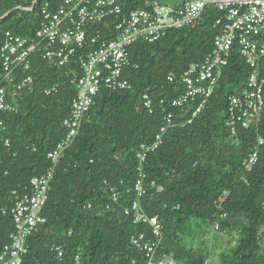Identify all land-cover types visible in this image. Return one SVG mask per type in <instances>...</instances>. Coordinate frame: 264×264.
I'll return each instance as SVG.
<instances>
[{
  "label": "trees",
  "instance_id": "trees-1",
  "mask_svg": "<svg viewBox=\"0 0 264 264\" xmlns=\"http://www.w3.org/2000/svg\"><path fill=\"white\" fill-rule=\"evenodd\" d=\"M34 1L28 0L29 5ZM45 1L39 0L34 12H24L16 10L24 6V0H0V48L7 30L24 37L37 33V10ZM222 17L209 8L197 25L131 48L138 68L127 70L125 77L132 90L99 95L75 145L57 166L43 211L46 223L30 238L23 264H77L79 255L80 264H145L144 254L131 246L130 237L150 235L149 230L125 216L136 199L132 190L137 153L142 146L153 144L166 114L174 112L183 122L198 107L196 103L174 111L171 102L183 92L181 76L192 65L206 61L219 34L215 22ZM32 61L34 69L41 67L33 91L18 93L19 113L5 117V138L10 139L11 148L0 142V251L14 232L10 215L4 214L14 205L13 193H29L31 180L52 166L48 155L67 135L64 121L77 95L65 78L67 70L49 69L39 54ZM170 75L178 81L170 84ZM249 75L250 68L236 46L199 118L171 129L144 165L148 183H155L144 207L150 216L159 215L163 221V251L182 263H206L209 250L196 249L204 232L200 225H210L216 216L227 214L220 220V234L237 233L239 238L229 253L221 255L219 264H264V147L258 168L246 174L243 164L258 135L239 130L231 138L226 128L229 98L240 92ZM21 78L15 79V86ZM57 82L62 84L59 93L45 96V89ZM12 91L17 93L14 87ZM146 94L153 101L152 112L144 106ZM259 134L264 138V116ZM112 188L119 193L117 203L111 200ZM89 204L92 209L87 208ZM54 246L63 247V259Z\"/></svg>",
  "mask_w": 264,
  "mask_h": 264
},
{
  "label": "built area",
  "instance_id": "built-area-1",
  "mask_svg": "<svg viewBox=\"0 0 264 264\" xmlns=\"http://www.w3.org/2000/svg\"><path fill=\"white\" fill-rule=\"evenodd\" d=\"M38 1L30 6L28 0H24V6L16 10L34 12ZM138 1L46 0L38 6L40 28L35 35L24 37L11 30L4 32L0 48V142L5 148H11L10 139L5 138V117L19 113L18 93L33 91L35 74L41 69L40 66L34 69L35 54L41 55L49 69L67 70L65 78L76 89L77 95L72 102L71 114L64 121L67 135L48 155L52 166L44 175L31 180L29 193L19 195L14 192V205L9 212H4L10 215L14 232L10 242L0 251V264L24 263L30 238L46 223L43 211L57 166L75 145L99 95L103 91L132 90V84L125 77L127 70L138 68L132 59L131 48L138 42H159L170 31L197 25L209 8L223 14L215 22L219 34L206 61L192 65L181 76L179 83L183 92L171 102L174 111L196 103L199 105L183 122L174 112L166 114L153 144L142 146L137 153L139 165L132 190L136 199L125 216L136 226H146L150 235H132L131 246L144 254L145 264H186L178 261L174 254L163 251V221L159 215L150 216L144 207V201L155 189L154 182L148 183L144 165L148 155L162 146L171 129L190 125L199 118L223 79L236 46L250 68V75L240 92L229 98L226 128L231 138L237 137L239 130L257 133V141L243 166L246 174H253L258 168L264 147V138L259 134L264 116V0H147L136 8ZM20 75L22 78L15 86V79ZM177 81L174 75L168 77L170 84ZM61 86L57 82L45 89V96L58 94ZM13 87L17 93L12 91ZM143 103L152 112L150 95H144ZM2 157L0 153V164ZM104 184L108 186L107 182ZM110 193L112 202H119L117 189L112 188ZM87 208L92 209V205ZM226 217L227 214L218 215L210 223L213 233L221 232L220 220ZM53 249L59 259L64 258L63 247L54 246ZM80 260L81 255L76 258V263L80 264Z\"/></svg>",
  "mask_w": 264,
  "mask_h": 264
},
{
  "label": "rangeland",
  "instance_id": "rangeland-1",
  "mask_svg": "<svg viewBox=\"0 0 264 264\" xmlns=\"http://www.w3.org/2000/svg\"><path fill=\"white\" fill-rule=\"evenodd\" d=\"M200 226L204 232L197 239L196 249L203 247L209 250L210 256L206 262L208 261L209 264H219L221 255L229 253L230 250L235 247L239 235L237 233H233L232 235L226 233H213L209 224H201Z\"/></svg>",
  "mask_w": 264,
  "mask_h": 264
}]
</instances>
